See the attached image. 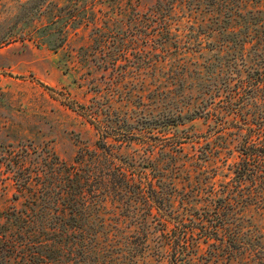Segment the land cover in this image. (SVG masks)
Here are the masks:
<instances>
[{"label":"trees","instance_id":"obj_1","mask_svg":"<svg viewBox=\"0 0 264 264\" xmlns=\"http://www.w3.org/2000/svg\"><path fill=\"white\" fill-rule=\"evenodd\" d=\"M175 4L156 0L147 13L135 11V34L137 40L144 35V42L153 43L158 57L150 60L151 70L179 55L182 75L170 65L165 79L137 80L140 109L131 122L121 114L112 117L111 96L105 103L93 98L89 104H68L95 129L94 147L78 148L71 162L51 153L53 162L34 175L20 165L16 204L0 223V264H189L200 243L211 247L219 240L225 247L218 234L227 224L224 212L233 214L234 203L208 196L197 207L200 191L188 196L178 190L177 160L188 136L174 128L197 117H213L216 132L231 124V134L241 136V154L248 160L264 158V147L258 145L264 130V0H193L187 10L208 16L192 32L174 19ZM205 49L225 51L229 60L217 67L235 71L190 82V69L200 70L186 56ZM103 56L102 66L108 68L113 54L104 51ZM176 89L187 92L180 106L169 108L162 99ZM219 201L223 203L214 204ZM226 243L232 251L242 247L237 234Z\"/></svg>","mask_w":264,"mask_h":264},{"label":"rangeland","instance_id":"obj_2","mask_svg":"<svg viewBox=\"0 0 264 264\" xmlns=\"http://www.w3.org/2000/svg\"><path fill=\"white\" fill-rule=\"evenodd\" d=\"M175 1L174 19L190 31L208 16L205 11L187 10L193 0ZM155 2L0 0V223L16 204L13 196L19 193L15 180L20 165L34 175L46 169L44 164L53 162L51 153L71 162L78 148L94 147L97 133L80 111L69 107L71 101L89 104L95 98L105 103L111 96L112 117L121 114L131 122L140 109L135 98L141 92L137 80L149 83L154 78L165 79L170 65L182 75L179 55L151 70L150 60L158 57L153 54V43L144 42V35L137 40L135 11L147 13ZM140 18L144 21L146 17ZM104 51L113 54L108 68L102 66ZM160 51L156 53L160 55ZM186 58L200 70L198 74L190 69L187 79L192 83L194 77L205 81L235 71L217 67L227 64L225 51L205 49ZM210 62L214 66H208ZM183 92L176 89L162 101L169 108L180 106ZM191 92L198 91L193 87ZM219 95L216 99L221 98V92ZM218 107L222 109V105ZM215 126L213 117H197L174 128L179 135L188 136L177 160L181 165L175 178L178 190L188 196L200 191L197 207L208 196L229 198L235 207L233 214L229 210L223 215L224 209H220L227 224L218 237L223 236L225 247L219 240H213L211 247L200 243L196 258L189 264H264V158L248 160L241 154V136L231 134V124L220 132ZM241 131L245 133V129ZM260 135L258 145L264 147V130ZM205 151H209L207 157ZM233 234L239 235L242 244L237 251L226 247ZM2 256L0 251L3 262Z\"/></svg>","mask_w":264,"mask_h":264}]
</instances>
